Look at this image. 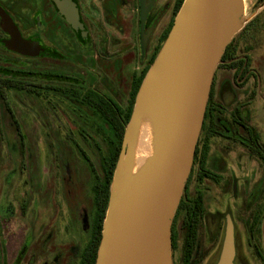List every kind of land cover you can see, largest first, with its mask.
<instances>
[{
  "label": "flooded vegetation",
  "instance_id": "obj_1",
  "mask_svg": "<svg viewBox=\"0 0 264 264\" xmlns=\"http://www.w3.org/2000/svg\"><path fill=\"white\" fill-rule=\"evenodd\" d=\"M55 1L75 6L84 36L81 29H73L66 21ZM55 1L0 0V9L12 20L21 38L36 44L49 54L29 58L8 51L4 42L9 37L2 29L3 22L0 18V60L5 53L33 64L26 71L28 77H10L14 81L22 80L25 86L24 89L7 90L6 97L8 91L23 93L41 108L46 104L45 113L48 109H55L58 104H63L61 106L72 117L66 119L70 126L78 124L81 130L82 127L92 128L98 124L101 113L110 109L111 102H120L113 86L115 82L121 85V80L116 81L113 72H109V64L119 59L120 76L124 75L125 66L132 59L136 63L134 73L137 75L143 70L168 35L177 13L175 8L178 0H145L149 4V10L143 25L146 36L143 54L139 46V0ZM248 25L245 24L226 46L214 71L198 138L201 143L198 146L197 142L196 145L198 152L204 151V157L201 159L198 155L196 160L193 158L191 171L171 224V258L178 238L184 239L179 264H203L204 261L215 264L221 250L227 217L233 226V263L238 264L237 253H241L236 243L234 215L228 212L229 204L226 206L228 196L238 203L237 211L245 219L247 227L246 246L248 248V241L252 249V219L254 205L257 203H254V161L257 160L264 166V144L254 127V90L259 78L254 67V53L259 44L260 32L246 31ZM115 46H119L120 50L112 55L111 51H114L112 48ZM40 61H47L48 65L38 64ZM98 62L104 64L101 69H95ZM92 71L95 73L92 74ZM44 76L47 78L44 79ZM1 77L0 74V79ZM9 110L13 117L10 119L12 126L19 135V122L10 105ZM44 112L42 109L40 113L43 115ZM69 139L78 145L75 138ZM217 140L223 162L220 172L211 170L214 166L209 160L212 149L216 146L213 143ZM79 147L77 148L86 164L91 165L89 156ZM231 156L238 164L237 173L228 167L227 160ZM246 165L251 167L250 176L244 171ZM263 169L264 167L260 170L264 179ZM92 186L90 192L94 207ZM260 197L262 189L258 198ZM88 224L91 232L93 215L88 219ZM88 238L83 246L66 253L63 245L57 243L53 232H50L44 243L47 244L48 251L42 252H46L45 261L38 260L37 252L31 254L26 245L27 240L15 255L13 264H26L27 256L31 257L29 264H89V253L85 254L84 250ZM58 253H63L62 258L61 255H55L58 262L52 263L51 259L54 258L51 256ZM257 256L261 262L264 261L260 254ZM176 262L174 259V264ZM242 263L245 264L243 261ZM0 264H5L1 232Z\"/></svg>",
  "mask_w": 264,
  "mask_h": 264
},
{
  "label": "water",
  "instance_id": "obj_2",
  "mask_svg": "<svg viewBox=\"0 0 264 264\" xmlns=\"http://www.w3.org/2000/svg\"><path fill=\"white\" fill-rule=\"evenodd\" d=\"M55 1V0H54ZM73 29L74 5L55 1ZM149 10L139 0V46ZM4 47L22 57L49 55L21 38L0 9ZM247 23L243 0H183L171 29L135 95L109 186L95 264H172L171 224L191 171L214 71L232 38ZM150 129L151 154L136 167L140 131ZM233 226L227 217L215 264H234Z\"/></svg>",
  "mask_w": 264,
  "mask_h": 264
},
{
  "label": "rangeland",
  "instance_id": "obj_3",
  "mask_svg": "<svg viewBox=\"0 0 264 264\" xmlns=\"http://www.w3.org/2000/svg\"><path fill=\"white\" fill-rule=\"evenodd\" d=\"M243 3L246 25L249 24L246 31L260 32L259 44L254 53V67L259 73L254 90V127L260 133L264 144V6H261L264 0H243ZM255 14L257 15L254 19ZM118 47L112 48V55L120 50ZM119 56L120 54L117 55ZM2 58V76L28 77L26 71L32 67L31 62L5 53ZM38 64L45 66L48 62L40 61ZM102 65L104 64L98 62L95 69H101ZM135 65L134 59L128 62L124 75L128 76L135 69ZM119 68L118 58L117 62L109 64V72H113L116 81L121 78ZM46 78L44 76V79ZM7 100L19 122L20 134L16 133L11 120L0 105V232L4 262L13 264L15 255L27 240L26 245L31 254L37 252L38 260L45 261L46 252H42L48 251L47 244L44 243L48 240L50 232H53L56 242L63 245L66 253L74 252L87 241L90 233L88 219H91L94 210L90 192L93 183L91 166L86 164L77 146L89 156L98 172L111 151V146L105 141L106 130L95 126L81 130L78 124L70 126L66 119L72 117L61 106L63 104H58L55 109H48L45 113L46 104L43 105L45 108H41L23 93L8 91ZM42 109L45 113L43 115L40 113ZM71 137L76 139L78 145L70 141ZM215 143L209 160L214 166L211 170L220 172L223 162L217 148L219 140L213 144ZM262 162L264 163V159ZM227 163L231 170L238 172V164L232 156ZM262 167L264 166L259 161H254V203H257L254 205L252 219V249L248 241V248L246 246L247 227L245 219L237 211L238 203L230 196L227 197L226 206L229 204L228 212L234 215L236 243L241 253H237L238 264H243L242 261L245 264H264L257 256L260 254L264 257V179L260 170ZM244 168L250 176V165ZM261 189L262 197L258 198ZM28 237L29 239H26ZM183 246L184 239L179 237L171 258L172 264L174 259L177 260L176 264H179ZM62 254H53L51 258L54 259H51V262H58L56 257L61 255L62 258ZM30 260L31 257L27 256L26 264H29ZM203 264L207 263L204 261Z\"/></svg>",
  "mask_w": 264,
  "mask_h": 264
},
{
  "label": "trees",
  "instance_id": "obj_4",
  "mask_svg": "<svg viewBox=\"0 0 264 264\" xmlns=\"http://www.w3.org/2000/svg\"><path fill=\"white\" fill-rule=\"evenodd\" d=\"M182 1L183 0H178L175 12L179 10ZM166 37L167 35L164 37L163 41ZM160 47L155 51L149 63L137 75L134 73V71H132L128 76H121V85H117V83L115 82L113 89L119 95L120 102H111L110 109L101 113L104 119H102V116H100L98 124L95 126V128L101 127L106 130L107 135L105 141L111 146V151L108 154L107 158L104 160V164L100 167L98 172H96L95 168L93 167V164L90 165L93 174L92 192L94 193V213L92 214L93 226L89 234L87 246L84 249L86 250L85 254L89 253V264H95L96 252L101 237L102 222L108 203L109 186L111 183L112 174L117 161V157L120 151L124 128L130 118L135 95L138 91V88L148 68L155 59ZM24 86L25 85L22 80L14 81L12 80V78L6 75H3L0 79V105L2 106L5 114L8 116L9 119H13V117L9 110L6 91L10 89H24ZM82 128L83 130L89 129L85 127ZM101 141H103V138H101ZM200 143L201 142L199 140L198 146ZM198 146L195 151V160L198 155L201 159H203L204 157V151L202 150L198 152ZM256 229H258L259 232V228L257 227Z\"/></svg>",
  "mask_w": 264,
  "mask_h": 264
},
{
  "label": "bare ground",
  "instance_id": "obj_5",
  "mask_svg": "<svg viewBox=\"0 0 264 264\" xmlns=\"http://www.w3.org/2000/svg\"><path fill=\"white\" fill-rule=\"evenodd\" d=\"M152 152L150 129L143 127L140 131L135 150V165L139 166L142 161Z\"/></svg>",
  "mask_w": 264,
  "mask_h": 264
}]
</instances>
